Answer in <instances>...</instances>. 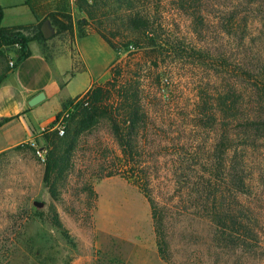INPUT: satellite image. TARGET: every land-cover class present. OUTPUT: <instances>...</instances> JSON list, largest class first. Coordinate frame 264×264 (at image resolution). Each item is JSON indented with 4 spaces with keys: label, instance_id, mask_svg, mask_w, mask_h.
<instances>
[{
    "label": "trees",
    "instance_id": "1",
    "mask_svg": "<svg viewBox=\"0 0 264 264\" xmlns=\"http://www.w3.org/2000/svg\"><path fill=\"white\" fill-rule=\"evenodd\" d=\"M26 5L36 16L37 24L2 27L4 9L0 6V87L32 56V42L48 41L42 32L47 21L56 28L57 35H74L78 31L83 39L96 34L117 54L126 53L124 59L154 54V66L159 71V63H166V70L154 74L146 64L141 72L152 74V93L156 91L157 98H164L168 91L173 94L175 74L186 62L207 74L199 80L195 114L203 129L214 136L201 166L206 172L197 170L198 181L192 182L190 171L180 168L176 171L178 184L188 188L182 190L186 198L200 202L196 208L202 206V217L214 226L223 245L259 248L260 217L252 205H257L259 194L248 161L254 152H264V0H28ZM73 6L82 16L77 21ZM217 6V17H205L206 9ZM170 11L188 17L193 32L200 37L198 42L181 34V25L171 21ZM11 49H15L16 57L13 66L7 55ZM122 61L118 55L109 81L94 85L83 96L65 103L64 109L80 100L63 137L57 132L45 134L43 181L51 203L47 212L35 216L73 243L58 210L62 189L74 171L81 136L105 122L123 153L124 177L149 201L158 254L164 262L173 264L165 209L158 206L153 193L151 197L149 179L135 155L139 141L134 139L146 125L145 83L150 80L143 74H139L141 82H136V78L124 80L127 74ZM212 86L218 89L211 95L208 88ZM12 120L4 119L0 127ZM116 175L122 174L113 170L105 177ZM86 190L95 195L92 187ZM242 196L253 202L242 203Z\"/></svg>",
    "mask_w": 264,
    "mask_h": 264
},
{
    "label": "rangeland",
    "instance_id": "2",
    "mask_svg": "<svg viewBox=\"0 0 264 264\" xmlns=\"http://www.w3.org/2000/svg\"><path fill=\"white\" fill-rule=\"evenodd\" d=\"M219 12L217 6L206 9L204 15L217 17ZM73 13L76 21L82 18L74 6ZM169 17L181 25V34L195 43L199 41L187 16L170 11ZM51 28L53 36L40 44L46 59L67 63L69 76H73L85 69L83 55L95 85L111 79L110 69L118 55L127 74L124 80L136 78V82H141L139 74L152 79V74L141 72L147 65L154 74H162L167 68L166 63L160 62L157 70L154 54L124 59L126 53L117 54L98 36L82 40L78 31L74 35H57L56 28L52 25ZM14 53L15 49H11L7 55L15 62ZM180 67L174 77L173 94L168 91L164 98H157L156 91L152 93V80L145 83L146 125L134 139L139 141L136 161L149 179L151 197L153 193L158 206L165 209L173 264H264L263 150L248 155L252 157L249 168L255 173L253 179L259 194L257 205L252 204L260 217L259 248L248 250L223 245L215 235L214 226L202 217V206L196 208L199 201L186 198L182 190L188 188L178 184L176 171L180 168L190 171L192 182L198 181L197 170L206 172L201 166L214 137L195 117L199 80L207 74L190 67L188 62ZM89 81L88 74H76L61 97L79 95L87 89ZM217 89L208 88L211 95ZM59 105L56 96L32 107L36 128L30 127L26 136L18 121L0 127V264H168L158 254L149 201L124 177L123 153L105 122L81 136L74 171L62 189L58 210L73 243L35 216L47 212L51 203L43 181L44 163L37 155V150L46 149L47 142L38 127L52 122L65 110V103L61 108ZM58 109L60 112L52 119ZM113 170L122 175L106 178ZM90 187L95 195L86 190ZM241 202L248 205L253 201L242 196Z\"/></svg>",
    "mask_w": 264,
    "mask_h": 264
},
{
    "label": "crops",
    "instance_id": "3",
    "mask_svg": "<svg viewBox=\"0 0 264 264\" xmlns=\"http://www.w3.org/2000/svg\"><path fill=\"white\" fill-rule=\"evenodd\" d=\"M27 1L28 0H0V6L4 9L2 27L38 23L36 16L26 5ZM94 36L98 35H89L82 40ZM30 49L32 56L12 72L0 87V121L13 118L12 121L5 123L4 126L18 121L20 126L24 128L25 136L29 134L30 127L36 128L35 123H37V121L32 116L33 108L29 105V102L34 97L41 93H45L46 99L44 101H46L58 96L59 106L61 108L64 103L83 96L95 85L92 73L88 68L89 63L80 51L85 69L81 73L74 74H88L90 79L89 85L84 92L77 96L61 97L63 89L70 83L75 75L69 76L71 73L67 63H54L46 59L41 51L40 43L32 42L30 44ZM60 110L61 109H58L56 111L52 119Z\"/></svg>",
    "mask_w": 264,
    "mask_h": 264
},
{
    "label": "built area",
    "instance_id": "4",
    "mask_svg": "<svg viewBox=\"0 0 264 264\" xmlns=\"http://www.w3.org/2000/svg\"><path fill=\"white\" fill-rule=\"evenodd\" d=\"M14 58H16V57L14 56ZM10 65L11 66L14 65L13 60H11ZM79 102H80V100L74 101L72 104L69 105L68 108L61 111V113H59L52 122L47 123L46 125L39 127L38 132L41 134H52L54 132H57V134L60 137H63L66 133L69 120H70L73 112L75 111V108L79 104ZM46 153H47L46 149L37 150V155H38V157L42 163H45V161H46Z\"/></svg>",
    "mask_w": 264,
    "mask_h": 264
},
{
    "label": "water",
    "instance_id": "5",
    "mask_svg": "<svg viewBox=\"0 0 264 264\" xmlns=\"http://www.w3.org/2000/svg\"><path fill=\"white\" fill-rule=\"evenodd\" d=\"M42 32H43V35H44L45 39H47V40L50 39L53 36V30L51 28V24L48 21L43 24ZM45 99H46L45 93H41V94L37 95L36 97H34L29 102V105L31 107H35L36 105H38L39 103H41Z\"/></svg>",
    "mask_w": 264,
    "mask_h": 264
}]
</instances>
